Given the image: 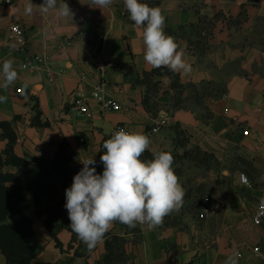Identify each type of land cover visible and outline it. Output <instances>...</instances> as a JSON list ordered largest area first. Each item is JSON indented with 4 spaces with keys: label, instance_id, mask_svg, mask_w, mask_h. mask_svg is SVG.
Returning <instances> with one entry per match:
<instances>
[{
    "label": "crops",
    "instance_id": "crops-1",
    "mask_svg": "<svg viewBox=\"0 0 264 264\" xmlns=\"http://www.w3.org/2000/svg\"><path fill=\"white\" fill-rule=\"evenodd\" d=\"M28 2L0 0V68L11 59L17 71L7 88L0 76V96L7 98L0 102L3 162L8 151L27 160L53 159L64 144L69 166L82 168L79 160H98L104 141L121 124L149 136L150 150L141 159L178 153L205 174V192L195 204H182L154 229L115 222L86 258L74 256L68 229L52 236L47 214H38L34 193L24 190L25 210L7 221L30 220L36 262L224 264L239 253L237 264H263L253 248L264 250V227L252 216L264 202V0H141L160 8L165 33L191 66L188 73L145 63L142 28L129 19L123 0L102 10L92 0H65L72 20L55 10L26 15ZM13 24L25 31L23 47L10 37ZM36 56L49 60L41 69L22 68ZM19 87L23 94L15 93ZM96 88L123 108L103 111L91 98ZM77 94L87 97L93 118L75 109ZM190 154L202 155L201 168ZM17 172L12 163L0 165L1 174ZM0 264H8L1 250Z\"/></svg>",
    "mask_w": 264,
    "mask_h": 264
},
{
    "label": "clouds",
    "instance_id": "clouds-1",
    "mask_svg": "<svg viewBox=\"0 0 264 264\" xmlns=\"http://www.w3.org/2000/svg\"><path fill=\"white\" fill-rule=\"evenodd\" d=\"M92 3L102 10L113 0H92ZM123 3L129 19L142 28L145 63L153 69L166 67L174 73L190 72L191 66L183 58L184 50L180 49L174 37L164 31L165 17L160 8L151 7L141 0H123ZM34 9L41 13L55 10L59 17L71 20L74 16L65 0H59V6L57 0H43L40 5L29 0L24 12L31 15ZM13 64V60L6 59L0 68L5 88L17 79ZM6 99L0 96V102ZM150 144L148 135L121 128L103 143L105 151L100 156L102 173L90 167L96 163L94 157L79 160L83 167L65 190L64 207L71 231L88 250L102 242L115 222L129 228L141 224L154 229L167 215L182 207L185 190L173 168V155L159 151L152 153V159H141L150 150ZM238 255L229 256L224 264H237Z\"/></svg>",
    "mask_w": 264,
    "mask_h": 264
},
{
    "label": "trees",
    "instance_id": "trees-1",
    "mask_svg": "<svg viewBox=\"0 0 264 264\" xmlns=\"http://www.w3.org/2000/svg\"><path fill=\"white\" fill-rule=\"evenodd\" d=\"M6 161L0 165L12 163L18 167L16 175L0 173V250L6 256L8 264H45L36 262L37 252L30 246L29 238L33 234L30 220L21 216L15 223L7 221L11 214L23 213L25 200L22 192L31 190L35 195V203L39 207L38 214H47L46 226L53 237L62 228L68 229L72 234L70 248H74V256L86 258L92 250L71 231L69 225L65 195L60 196L72 184L74 175L81 168L69 166L70 156L64 144L59 146L55 158H17L10 151L7 152ZM97 173L103 172V164L95 160ZM14 181L13 186L6 182ZM107 236V233L103 238ZM77 244V245H76ZM76 245V246H75Z\"/></svg>",
    "mask_w": 264,
    "mask_h": 264
},
{
    "label": "built area",
    "instance_id": "built-area-1",
    "mask_svg": "<svg viewBox=\"0 0 264 264\" xmlns=\"http://www.w3.org/2000/svg\"><path fill=\"white\" fill-rule=\"evenodd\" d=\"M13 1L14 0H4V2L9 5L13 4ZM10 37L14 39L15 41H17V43L20 46L22 47L25 46V43H26L25 31L20 25L13 24L10 26ZM48 60H49L48 57H37L36 56L34 58H27L24 64L22 65V68L30 69V70L41 69V64ZM48 74L52 78L53 73L49 72ZM15 93L23 94L24 90L23 88L19 87L15 90ZM91 98L98 102V104L101 106L103 111H119L123 108V106L117 101L106 98L104 95H102L99 88H96L95 90L91 92ZM88 101L89 100L87 99V97L77 94L74 100V107L80 115L86 116L91 119L93 118V112L90 108ZM121 128L129 131L124 125L119 124L114 128L113 133ZM157 130L158 129L155 128L153 129V132H157ZM241 179L244 183H247V178L245 175H242ZM252 221L254 224L261 225L264 227V202L260 203L258 207L256 208L252 216ZM253 252L258 258H260V260L264 264V250H262L260 246H256L253 248Z\"/></svg>",
    "mask_w": 264,
    "mask_h": 264
},
{
    "label": "rangeland",
    "instance_id": "rangeland-1",
    "mask_svg": "<svg viewBox=\"0 0 264 264\" xmlns=\"http://www.w3.org/2000/svg\"><path fill=\"white\" fill-rule=\"evenodd\" d=\"M189 156L195 157L197 159V166L200 168L202 167L201 162L199 161L203 158L201 154H190ZM173 157V168L176 174L179 176L180 183L185 190L183 204H187L188 206H190L191 204H195L199 197L202 196V194L205 192V184L203 178V175L205 174L202 173L201 170H193V168L187 164L185 155H178V153H176L173 155ZM207 165H213L211 159H209Z\"/></svg>",
    "mask_w": 264,
    "mask_h": 264
}]
</instances>
